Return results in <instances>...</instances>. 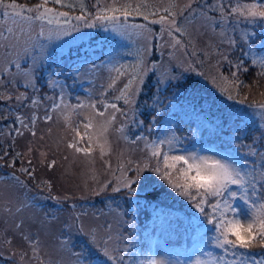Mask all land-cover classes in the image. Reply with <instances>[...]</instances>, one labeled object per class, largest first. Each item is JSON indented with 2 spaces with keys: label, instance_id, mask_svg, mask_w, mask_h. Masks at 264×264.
Here are the masks:
<instances>
[{
  "label": "snow or ice",
  "instance_id": "6c2138e0",
  "mask_svg": "<svg viewBox=\"0 0 264 264\" xmlns=\"http://www.w3.org/2000/svg\"><path fill=\"white\" fill-rule=\"evenodd\" d=\"M49 4L54 5L49 7ZM197 7L193 8L192 5ZM60 8H67L70 11H61ZM175 0H169L166 6L160 7L157 4H149L147 0L133 3L132 0H95L89 11L85 0H39L33 6L20 4L17 0H0V40L5 41L2 45L5 49H15L14 60H6L7 65L14 67L17 71L11 73L13 78L20 76L27 81L25 87H31L34 93H39L36 82L39 80L37 73L42 67L43 53L45 45L41 43V38L51 41L54 38L73 37L81 32V28L93 29L101 28L110 30L125 40L133 42H143L134 53L135 59L131 63L117 59L116 55L109 57L107 62H102V67L108 73V79L102 91L95 92V97L90 94L84 100L76 97L77 103L72 104L66 99L65 84L53 78L50 74L47 86L53 90L59 89L54 97L45 96L44 99L52 101L50 107L45 109L44 121L53 119L52 113L59 112L72 134L67 147L77 154H82L85 158L95 159L93 153L98 149L99 157L111 155L112 145L109 135L115 132L128 144L143 147L140 151L143 157L139 160L128 158L121 153L118 157V164L112 168L108 160H104L106 169L110 170L114 180L102 183L98 189H94L93 195H101L111 186V191L115 193L123 192L127 200L134 201L139 208L138 197L140 192H144V199H155L159 193L155 191L154 179L145 173H155L160 181L165 182L170 189L179 197L187 201L189 207L193 209L190 221L194 225H199L204 234L211 233L209 240L205 241V247L217 249L218 252L205 251L200 249L201 255L195 259H190L188 264H264V163L259 168L253 162L249 168L248 156H259L264 161V152H259L255 146V140L247 147L246 153H241L240 149L225 148L223 153H208L206 149H189L182 145V142L174 134L165 135L161 138L149 139L147 136L136 134L134 137L128 135L131 128L141 127L144 120L137 119L140 113L137 109L138 98L143 91L144 85L150 79V75L157 76L156 84H170L173 80L179 81L180 76H176L172 71H160L161 65L156 60H150L153 56V39L162 40L167 32L171 40L168 45L175 49L180 46L187 49L182 37L188 36V30L178 18H184L185 12L188 16L195 18V14L204 19L205 27H210L215 32L220 29L221 40L219 45H210L213 48L209 55L218 57L214 65L216 74L211 76V82L219 91L227 96L229 100H237L238 103L246 105L250 112L240 109L243 115L257 116L264 121V102L248 101L245 94L241 99V90L248 88L251 91L253 86H258L259 81L264 79V52L258 53L252 48L249 41L255 38L253 28L264 25V0H189V2L176 11ZM79 8L80 14L72 15L71 11ZM164 13V14H160ZM215 13L216 15H210ZM130 17H142L147 23H131ZM150 17H156L151 18ZM11 21L12 26H8ZM150 25H160L159 33H156ZM55 26V27H53ZM38 27V31L35 29ZM238 38H237V30ZM233 34H229V31ZM7 31L8 36L4 35ZM179 34V37L176 34ZM25 37L23 46L18 47L21 37ZM192 44V56L197 55L195 45ZM261 43H264L262 41ZM222 46H226L221 50ZM245 46H247L245 48ZM163 47L157 43L155 50L159 51ZM241 50L240 56H235L234 50ZM37 54L41 59H37ZM187 55V51H185ZM234 57V58H233ZM27 60L30 63L27 67L22 66L21 61ZM259 69L256 72L257 79L252 85L245 83L241 76L249 73L250 67L247 63ZM203 65V61L197 60ZM224 65L228 66V74L221 70ZM80 67H85L86 71L95 74L97 66L88 64V61ZM80 67L76 69L80 71ZM185 71H196V68L189 63ZM9 67L0 69V73L9 74ZM199 75H204L202 72ZM123 81L122 86L118 85ZM11 84V80L6 81ZM5 80L0 76V84ZM114 92L109 98L110 93ZM264 96V92L261 93ZM11 96L0 95V99H11ZM17 101L29 99L26 93H20L16 97ZM41 98L37 95L31 100L32 105L41 104ZM122 102V105L121 103ZM117 115L121 118V123L117 125ZM238 113L229 114V119L236 117ZM83 117L73 122L72 117ZM99 118V119H98ZM39 117L33 115L29 124L23 122L20 117L17 120L28 129L33 136L35 124ZM155 119V117H153ZM264 127V125H262ZM81 129H83L81 131ZM151 131V127L148 128ZM18 135H22L16 129ZM264 138V133L261 134ZM32 149L29 148V152ZM7 153H5V156ZM21 153L17 152L13 157L10 166L15 165V161ZM41 155H45L41 153ZM4 156H0L3 160ZM31 164V160L28 161ZM43 163V161H42ZM55 161L47 164L52 168ZM28 177H33L34 169L22 167L19 169ZM118 173V175H117ZM13 180L17 184L22 182L13 174ZM47 185L51 188V183L42 181L40 186ZM152 189V191H149ZM59 201V197H51ZM20 209L18 208L17 211ZM79 217L71 218V222L66 226L71 229L77 228L80 235L87 238L88 244L102 253L111 264H124L125 257L119 255V251L127 252L128 248L122 250L111 246L115 239L109 229L111 225H103L106 240L99 235V230L85 231L82 225L78 224ZM22 225L17 224L19 229ZM22 239L28 242L34 257L39 256L40 242L30 235L22 234ZM126 239V238H125ZM11 238L4 240V243L11 245ZM63 243H69L66 239ZM254 249H260L259 257L253 253ZM77 257V264H91L90 258L83 252L74 253ZM23 259V255L21 256ZM40 264H43L41 261ZM130 264H181L178 261H169L163 257L148 253L143 259L130 261Z\"/></svg>",
  "mask_w": 264,
  "mask_h": 264
},
{
  "label": "rangeland",
  "instance_id": "374dc122",
  "mask_svg": "<svg viewBox=\"0 0 264 264\" xmlns=\"http://www.w3.org/2000/svg\"><path fill=\"white\" fill-rule=\"evenodd\" d=\"M17 2L33 6L39 0L33 2L17 0ZM132 2L137 3L140 0H132ZM147 2L163 7L169 3V0H147ZM188 2L189 0H175L177 6L175 10L179 11L180 7ZM247 2H251V0H247ZM85 3L89 11H95L92 8L95 0H85ZM53 6L49 4V7ZM55 7L61 11H70L67 8H60L59 5H55ZM192 7L196 8L197 5L193 4ZM70 14H80L79 8L71 11ZM210 15L216 14L210 13ZM185 17L188 19L178 18V20L188 30L189 35L182 37L184 43L188 45L187 49H182L180 46L175 49L169 47L171 40L165 32L162 40L153 39L154 52L150 58V60L158 61L161 65L160 71L170 70L176 76H180L181 79L158 86L156 84L157 76L150 75V79L146 81L137 101V109L140 113L137 119L144 120L145 124L141 127L129 125L131 131L128 135L134 137V135L140 134L149 139H156L174 134L184 147L193 149L195 147L186 145L188 142H185L190 136H193L186 128L191 122L188 117L191 116L190 111L197 109L202 104V106L206 105L207 110L216 112L227 119L229 128L234 130L237 137L242 139L243 145H246L245 138L249 136L255 140L257 150L264 152V138L261 137V134L264 133V127H262L264 121L257 116L239 113L240 109H244L245 112H250V110L235 99H227V96L221 93L211 82V76L216 74L214 65L218 57L209 55L206 58L204 53L213 51L210 45H219L221 40L220 29L217 28L214 32L210 27H205V21L198 13L193 19L188 16V12H185ZM2 19L0 17V20ZM129 20L131 23L137 24L147 23L142 17H130ZM8 26H12L11 21H8ZM2 27L0 26V30ZM150 27L159 33L161 26L150 25ZM38 30L37 27L35 31ZM249 30H254L256 33L255 38L249 41L252 48L258 53L264 52V43H261L264 41V25L256 26L254 29L249 27ZM228 31L229 34H233L230 30ZM238 32L239 29L235 34L237 38ZM4 35L8 36L9 34L4 31ZM176 35L179 37L178 33ZM74 36L75 39L62 37L54 38L51 41L41 38V43L45 45V52L43 53L42 67L37 73L40 77L36 82L39 93H34L31 87L26 88L27 81L20 76L13 78L11 73H15L17 70L7 65L6 60L15 59V49H5L2 46L5 41L0 40V69L9 67L10 70L9 74L0 73V76L5 80L4 84H0V95L12 97L11 99H0V156H4V159L0 160V264H40L41 261L43 264H77V257L74 253L81 251L90 258L91 264H111V261L103 257L102 253L88 244L87 238L80 235L76 227L69 229L66 226L73 217H79L78 224L82 225L85 231L99 230V235L105 240L108 237L104 234L102 226L111 225L109 231L115 238L111 246L119 250L128 248L127 252H118L119 255L125 257L124 264L143 259L141 254L145 252V239L134 242L132 235L135 232L140 233V225L137 223L148 215L146 210L137 208L136 203L127 200L123 192H112L111 186L101 195L92 194L93 190L98 189L105 181L114 180L111 171L106 169L104 160H108L113 169L117 167L118 157L121 153H124L128 158L139 160L143 157V153L140 151L143 145L128 144L117 133L112 132L109 135L113 149L111 155L101 160L97 149L93 153L95 157L93 160L85 158L82 154H77L67 147L72 134L59 112L52 113L53 119L51 121L43 120L45 109L50 107L52 103L44 97H54L59 92V89L53 90L47 86L50 74H54V79L65 84L66 99L72 104L77 103V96L81 100L90 94L96 98L95 92L102 91L108 79V73L102 67V62H107L109 57L119 53L116 56L117 59L131 63L135 57L129 53H134L137 48L142 46L143 42L125 40L110 30L105 31L101 28H81V32L75 33ZM24 39L25 37L22 36L18 47L23 46ZM189 39L195 45L196 56L191 55L193 47L192 44L188 43ZM157 43L163 45L159 51L155 50ZM225 48L226 46H222L221 50ZM185 51H187V55ZM234 54L240 56L241 50L235 49ZM37 59H41L39 54H37ZM197 60L203 61V65L197 63ZM84 61H88L89 65L95 64L97 66L95 74L86 71L85 67H80ZM29 63L27 60L21 61L24 67H27ZM189 63L196 68V71H185ZM247 63L250 71L244 74L248 80L245 83L252 85L253 81L257 79L256 72L259 69L252 67L250 61ZM78 67H80L79 72L76 71ZM223 67L226 68L224 73L227 75L228 66L224 65ZM201 72L204 75H199ZM7 80H11L12 83L8 84ZM122 83L123 81L118 87L122 86ZM262 92H264V79L259 81L258 86H253L251 91L248 88L242 89L240 98L242 99L247 94L248 101L246 103L264 102ZM20 93H26L29 99L22 102L17 101L16 97ZM37 95L42 102L39 105H32L31 100ZM112 95L115 93H110L109 98ZM120 103L122 105V102ZM185 104L188 105V111L184 109ZM144 112L150 113V116L143 119L141 115ZM232 113H238V115L229 119V114ZM33 115L39 117L34 128L35 136L17 120V117H20L24 123L31 127L30 121ZM180 115L187 122L179 124L177 120ZM77 119H83V117H72L73 122ZM121 122V118L117 115L116 126H119ZM204 125L209 126L205 120L203 123L195 122L193 130L198 136L201 133L205 136L210 133L208 132L210 130L204 131L206 128ZM149 127H151V131H148ZM16 129H19L22 135H18ZM29 148L32 149L31 152H29ZM241 148V153H245L246 147ZM204 149L208 150L209 154L212 152L219 153L218 150L212 148ZM17 152L21 153L20 157L16 159L14 166H10ZM5 153H7L6 156ZM41 153L45 155L42 156ZM29 160H31V164L28 163ZM51 161L56 163L52 168H49L47 164ZM248 161H250L249 168L253 162L258 168L264 163L259 156ZM22 167L34 169L33 177L30 178L25 173H21L19 169ZM13 174L19 178L21 184H17L13 180ZM145 175L154 177L153 187L159 193L157 198L152 199L151 205L155 203L156 205H164V208H170L172 213L181 218L184 227L194 225L190 221L191 213L194 210L189 207L187 201L173 192L165 182L156 179L155 173H145ZM42 181L50 182L51 188L47 185L40 186ZM149 190L152 191V189ZM141 192L138 201L144 199ZM51 197H59L60 199L57 201ZM18 208L19 211H17ZM17 224L22 226L17 229ZM22 234L30 235L40 242L38 257L33 256L28 242L22 239ZM7 238H11V245L4 243ZM65 239L69 243H63ZM205 241L206 239L202 235L197 237L195 245L189 252L188 262L190 259L194 260L196 256L201 255V248L215 253L214 250L205 247ZM154 242L152 255L185 264L183 251L169 252L160 238ZM137 244L139 247H136ZM260 251V249L253 250L257 258ZM22 255L23 259H21Z\"/></svg>",
  "mask_w": 264,
  "mask_h": 264
},
{
  "label": "trees",
  "instance_id": "16d2710c",
  "mask_svg": "<svg viewBox=\"0 0 264 264\" xmlns=\"http://www.w3.org/2000/svg\"><path fill=\"white\" fill-rule=\"evenodd\" d=\"M29 2H33L34 0H26ZM223 72L226 70L225 67L221 69ZM242 80L248 81L244 75L241 76ZM208 103V101H207ZM193 105H196L193 103ZM185 110L188 111V105L185 104ZM206 105H199L197 109L190 111L191 122L187 125V130L190 131V136L187 140H185L186 145H190L195 147L196 149H204V148H212L218 150L219 153H223L225 148L229 149H240L242 151L241 146L242 139L237 137V134L234 130L229 128V121L225 119L223 116L218 115L216 112L211 110H207L205 108ZM142 118L145 119L150 116V113H142ZM209 126H205V132H210L205 136L201 133L199 136L193 130L195 128V122L203 123V121ZM179 124H184L187 122L184 118L181 117L177 120ZM203 131V132H204ZM190 135L189 133H187ZM195 136V137H194ZM198 136V137H197ZM204 138V140H203ZM246 145H251L253 143V138L247 137L245 138ZM244 148V147H243ZM248 151L247 147L245 148V153ZM248 160L253 159V156H248ZM250 163V161H249ZM159 179V177H155ZM154 179V177H153ZM150 191V190H149ZM141 195L144 196V192H141ZM152 199L145 200L141 199L139 201V208L142 210H146L148 215L141 219L137 225H140L139 232H135L132 235V240L137 242L138 240L145 239V252L141 254V257L144 258V254H152L155 240L160 238L161 242L165 245L166 249L173 253L174 251H183L185 264L188 263L189 251L194 243L197 236L202 235L206 241L211 237V233L204 234L202 228L199 225H190L184 227V223L180 217H177L174 213H172L170 208H164V205H156L155 203L151 205ZM146 202V203H145ZM183 236H182V234ZM142 233L144 234L142 236ZM136 247H139L137 244ZM215 253L218 252L217 249L211 248ZM133 253V252H131Z\"/></svg>",
  "mask_w": 264,
  "mask_h": 264
}]
</instances>
